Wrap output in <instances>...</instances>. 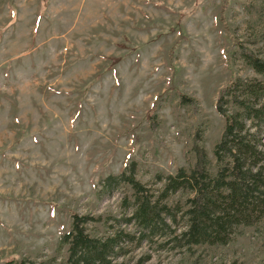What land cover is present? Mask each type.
<instances>
[{
	"label": "rangeland",
	"instance_id": "obj_1",
	"mask_svg": "<svg viewBox=\"0 0 264 264\" xmlns=\"http://www.w3.org/2000/svg\"><path fill=\"white\" fill-rule=\"evenodd\" d=\"M238 44L264 59V0H0V264H64L73 215L134 236L132 190L99 198L100 180L135 163L153 197L193 166L197 133L213 171L220 90L260 78ZM168 239L123 238L112 263L264 264V218L226 245Z\"/></svg>",
	"mask_w": 264,
	"mask_h": 264
},
{
	"label": "trees",
	"instance_id": "obj_2",
	"mask_svg": "<svg viewBox=\"0 0 264 264\" xmlns=\"http://www.w3.org/2000/svg\"><path fill=\"white\" fill-rule=\"evenodd\" d=\"M239 56L260 78L237 77L223 87L217 97L216 111L224 119V129L212 154L211 170L197 133L191 150L195 161L189 169L180 168L174 175H157L161 184L157 195L135 179L132 163L119 175L100 180L97 196H110L121 185L133 192L131 217L121 222L133 223L136 234L122 231L97 238L87 233L86 226L96 218L73 215L70 230L59 239L66 247L64 264H113L122 254L121 239L133 243L158 235L168 236L176 248L197 245H226L264 218V59L238 44ZM187 192L182 207L169 205L171 195ZM180 214L184 229L178 234L169 222ZM48 261L22 259L17 264H50Z\"/></svg>",
	"mask_w": 264,
	"mask_h": 264
}]
</instances>
